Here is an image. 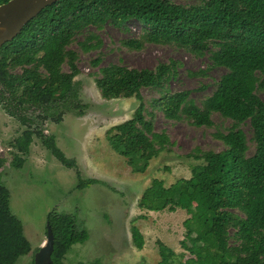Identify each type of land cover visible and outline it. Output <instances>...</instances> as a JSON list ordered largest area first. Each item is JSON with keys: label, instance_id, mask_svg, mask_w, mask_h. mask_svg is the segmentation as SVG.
Masks as SVG:
<instances>
[{"label": "trees", "instance_id": "trees-1", "mask_svg": "<svg viewBox=\"0 0 264 264\" xmlns=\"http://www.w3.org/2000/svg\"><path fill=\"white\" fill-rule=\"evenodd\" d=\"M7 1L0 0V4ZM132 19L141 22L142 33L124 39V46L141 50L147 43L174 44L196 55L208 53L213 65L226 69L215 91L199 105L190 90L169 89L179 74L181 63L176 59L154 68L120 63L101 66L100 55L92 60L99 67L96 85L104 98H141L131 118L106 131L110 145L132 170L145 172L173 144L166 131L156 130V111L169 120L187 119L196 127L213 126L214 113L232 120L227 132L216 133L225 148L195 155L201 162L193 167L191 177L179 178L170 186L154 178L142 193L140 209L188 213L181 246L189 257L176 254L160 240L159 264H264V101L259 95L264 90V0H200L191 5L175 0H57L0 47V104L13 113L42 109L44 114H38L42 122L61 121V111L57 117L51 112L59 106L85 107L76 81L81 73L80 54L71 44L78 34L87 32L79 47L85 53L100 51L103 40L94 29L107 24L126 29ZM143 89L160 93L152 99L151 108ZM17 116L28 128L12 142L17 149L12 160L15 166H23L38 136L64 165L78 167L59 147L55 135L33 127L34 121L25 114ZM246 123L255 143L252 155H248L249 139L241 127ZM7 162L0 156V264H16L32 246L11 209L10 190L2 180ZM77 175L79 189L103 183L83 178L79 171ZM47 221L55 235L53 264H65L71 247L86 242L89 232L79 227L75 216L56 209L49 212ZM131 232L134 245L143 249L141 229L133 224Z\"/></svg>", "mask_w": 264, "mask_h": 264}, {"label": "rangeland", "instance_id": "rangeland-1", "mask_svg": "<svg viewBox=\"0 0 264 264\" xmlns=\"http://www.w3.org/2000/svg\"><path fill=\"white\" fill-rule=\"evenodd\" d=\"M186 5L200 0H175ZM142 24L136 19L127 23L126 29L107 24L94 29L103 40L100 51L85 53L79 41L87 32L77 35L71 48L80 54L81 73L76 77L82 108L67 109L59 106L51 112H62L61 121L52 118L42 122L38 114L42 109L18 110L34 121L33 127H41L45 134L56 136L59 147L77 161L78 167H68L34 136L25 163L17 167L12 163L17 149L12 146L16 137L28 128L17 113L0 104V156L8 162L2 169V180L11 194V209L22 221L24 232L32 250L21 256L16 264H32L42 241L48 234V214L52 210L66 212L76 217L80 228L89 232L84 243L74 244L64 258L65 264H159L161 256L158 241H163L176 254H189L181 246L185 235L184 220L188 213L183 209L160 212L140 209L138 201L154 178H161L167 186L179 178H189L193 167L201 161L195 157L202 150L221 151L224 143L217 132H227L232 120L213 114L214 125L196 127L187 119L169 120L156 111L155 128L166 131L173 142L168 150L151 161L148 169L137 173L128 165L125 157L110 145L106 131L131 118L141 98L106 99L96 85L99 67L92 60L101 56V66L120 63L128 67L154 68L160 62L178 60L179 74L169 83L173 92L190 90L201 105L211 95L226 69L213 65L209 54L196 55L174 44L147 43L143 49H130L122 44L124 39L139 37ZM68 70V66L65 65ZM264 101V90L259 91ZM142 96L151 108L152 99L160 96L154 89H143ZM81 111V112H80ZM249 139L248 155L255 151L249 123L242 124ZM13 147V148H12ZM98 178L103 183L79 189V177ZM137 225L144 234L145 246L137 248L133 243L131 226Z\"/></svg>", "mask_w": 264, "mask_h": 264}, {"label": "water", "instance_id": "water-1", "mask_svg": "<svg viewBox=\"0 0 264 264\" xmlns=\"http://www.w3.org/2000/svg\"><path fill=\"white\" fill-rule=\"evenodd\" d=\"M56 1L8 0L0 4V47L13 40L44 8ZM54 250L55 235L50 224H48L47 239L36 253L32 264H53Z\"/></svg>", "mask_w": 264, "mask_h": 264}, {"label": "crops", "instance_id": "crops-1", "mask_svg": "<svg viewBox=\"0 0 264 264\" xmlns=\"http://www.w3.org/2000/svg\"><path fill=\"white\" fill-rule=\"evenodd\" d=\"M46 239H47V238H45V239L42 241V245L45 243Z\"/></svg>", "mask_w": 264, "mask_h": 264}, {"label": "built area", "instance_id": "built-area-1", "mask_svg": "<svg viewBox=\"0 0 264 264\" xmlns=\"http://www.w3.org/2000/svg\"><path fill=\"white\" fill-rule=\"evenodd\" d=\"M3 150V148L0 146V151Z\"/></svg>", "mask_w": 264, "mask_h": 264}, {"label": "flooded vegetation", "instance_id": "flooded-vegetation-1", "mask_svg": "<svg viewBox=\"0 0 264 264\" xmlns=\"http://www.w3.org/2000/svg\"><path fill=\"white\" fill-rule=\"evenodd\" d=\"M12 146H13V145H12ZM13 147H14V146H13ZM13 147H12V148H13ZM33 263H34V262H33Z\"/></svg>", "mask_w": 264, "mask_h": 264}]
</instances>
